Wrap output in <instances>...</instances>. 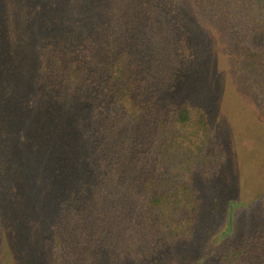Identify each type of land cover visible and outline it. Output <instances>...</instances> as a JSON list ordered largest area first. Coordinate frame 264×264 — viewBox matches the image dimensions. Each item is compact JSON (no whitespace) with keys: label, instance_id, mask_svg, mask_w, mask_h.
I'll list each match as a JSON object with an SVG mask.
<instances>
[{"label":"trees","instance_id":"1","mask_svg":"<svg viewBox=\"0 0 264 264\" xmlns=\"http://www.w3.org/2000/svg\"><path fill=\"white\" fill-rule=\"evenodd\" d=\"M66 1L71 9L81 2L87 8L88 0ZM198 11L243 34L237 77L264 106V0H109L102 11L108 24L85 44L66 49L74 22L87 29L74 20L57 45L34 52L37 94L26 102L16 146L28 178L37 169L31 148L40 167L51 169L42 188L50 194L33 199L41 202L42 195V204L46 198L58 208L44 229L53 264H264V224L239 239L230 200L214 216L213 184L225 151L211 140L206 111L170 98L180 68L195 61L184 21ZM34 14L42 15L39 6ZM134 37L144 43L142 59ZM43 112L62 125L55 140L56 133H69L71 144L65 143L78 158L74 173L52 160L66 164L60 156L66 146H56V156L47 152ZM32 128L40 139L28 152ZM11 190L18 198L19 190ZM33 213L45 219L38 204Z\"/></svg>","mask_w":264,"mask_h":264},{"label":"rangeland","instance_id":"2","mask_svg":"<svg viewBox=\"0 0 264 264\" xmlns=\"http://www.w3.org/2000/svg\"><path fill=\"white\" fill-rule=\"evenodd\" d=\"M66 2L0 0V264H53L44 229L47 228L46 219L53 218L58 208H53V200L49 202L46 198L42 204V195L41 202L33 199V194H50L42 188L47 185L44 171L49 176L50 171L47 170L51 169L49 164L41 168L37 154H32V148L29 152L30 146L40 139L33 128L29 129V161L37 164V169H32L34 180L30 178V173L28 178L19 167L20 154L16 141L27 112L26 102L37 94L36 90H31L34 52L47 44L57 45V37L66 34L74 20L86 23L87 29L74 22L71 29L76 27V30L71 35L72 39H67L70 41V47H66L69 51L81 43L85 44V37L99 34V25L108 24L102 11L109 0H88L87 8L86 2H81L74 9ZM54 4H59V10ZM37 6L41 8L42 15L34 14ZM194 13L196 15L185 19L184 23L191 41L188 44L189 54L195 57V61L189 63L188 57L182 59L181 66L188 64L178 71L175 84L169 85L174 87L169 89L170 98L190 101L206 111L212 130L211 140L225 151L219 176L213 180V213L217 216L219 207L230 200V205H234L232 210H237L233 229H238L237 237L242 239L264 224V106L262 100L237 77L241 66L237 55L244 47L243 34L234 27L217 23L213 15L203 11ZM78 26L83 38L78 33ZM111 29L107 32L103 28L101 33L114 34V29ZM143 44H136L134 37L133 45L140 59L147 55L141 51ZM43 115V129L47 131L43 143L47 152L56 156V146H66L65 151L60 149V156L65 157L70 168L57 157L52 160L58 162L56 165L61 164L60 167L67 172L72 169L74 173L78 158L73 152L75 147L73 150L67 148L68 142L71 144L72 141L69 133H56L59 143L56 142L55 129L58 127L61 130L62 125L55 126L49 122L46 117L48 112H43ZM9 174L10 185L6 186ZM12 188L19 190L18 198L13 195ZM36 204L44 210L45 219L33 213ZM253 205L255 211L244 212L247 207L253 210ZM223 228L226 231L227 225Z\"/></svg>","mask_w":264,"mask_h":264}]
</instances>
